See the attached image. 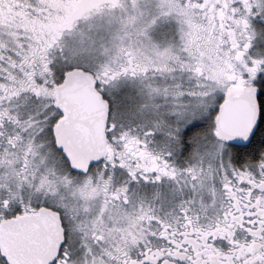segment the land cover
Segmentation results:
<instances>
[{
  "label": "snow or ice",
  "instance_id": "1",
  "mask_svg": "<svg viewBox=\"0 0 264 264\" xmlns=\"http://www.w3.org/2000/svg\"><path fill=\"white\" fill-rule=\"evenodd\" d=\"M25 6L38 14L43 21L40 26L0 20V129L6 122L19 129L15 135L0 130V137H5L0 140V181H3L0 218L21 213L40 227V217L50 213L59 223L60 234L55 255L47 264H114L105 259V254L115 256V264L121 261L122 264H167L166 254L161 250L150 248L148 255L140 254L135 259L131 256V245L138 244L139 238L145 239L146 246L151 242L144 233L129 239L140 232L138 225L146 210L143 205L136 210L128 182L153 169L157 172L152 177L154 180L162 175L175 177L177 169L167 160L158 163L160 157L140 147L146 140L142 141L130 128L121 126L117 131L114 121L110 131L106 127L104 147L87 150L86 133L76 127L77 117L67 96L74 81L87 80L106 99L102 86L130 72L141 77L142 91L147 90L149 101L162 96L167 113L174 117V120L154 119L144 135L161 129L185 149L196 145L199 164L186 169L193 179L208 175L203 168L206 155L219 156L216 171L225 169L221 179L229 200L221 204L223 215L217 213V219L208 229L214 234H227L239 247L230 250L228 257L221 255L216 259L202 255L200 249L191 256L185 252L188 264H235L230 256L246 254L245 244L253 257L242 264H252L257 259L258 264H264V252L257 253L254 247L257 237L264 247V90H258L259 116L246 134L228 138L219 134L221 115L238 95L236 79L229 74V62L243 55L242 48L250 47L248 42L241 46L235 29L227 24L230 0H131L130 3L95 0L87 7L101 18L106 17L109 26L118 25L112 31L111 42L101 46L107 60L95 69L83 59V53L89 50L84 37L88 36L91 44L96 43L90 31L78 30L74 23L50 26L53 14L58 11L54 0H30ZM117 8L121 10L119 14ZM244 8L251 12L253 4L244 0ZM255 8L264 15V0H255ZM230 10L233 14L230 18L239 25L234 14L240 9ZM92 16L93 12L89 11L86 18ZM172 19L177 22L179 38L162 47L152 30L161 20ZM21 27L23 32L19 31ZM99 27L89 20V30ZM249 27L245 20L241 38ZM77 31L78 42L65 38L66 33L75 36ZM9 51L15 56L9 55ZM150 69L165 75L164 82L152 80ZM147 107L149 104L145 103L141 110ZM151 107L159 109L160 105L152 103ZM258 131L257 145L254 138ZM226 153L229 162L239 163V168L233 166L230 173L225 165ZM118 165L128 172L119 184ZM208 168L211 170V163ZM144 179L149 177L144 175ZM238 180L245 181L247 186H238ZM117 200L122 203L117 204ZM128 205H132L131 211ZM245 208L254 209L249 214L256 219L248 229L252 242L241 244L232 237L235 225L243 220ZM185 222L192 224V230L208 235V230L196 227L198 218L186 217ZM0 259L8 264L6 258Z\"/></svg>",
  "mask_w": 264,
  "mask_h": 264
},
{
  "label": "flooded vegetation",
  "instance_id": "2",
  "mask_svg": "<svg viewBox=\"0 0 264 264\" xmlns=\"http://www.w3.org/2000/svg\"><path fill=\"white\" fill-rule=\"evenodd\" d=\"M79 0H54L55 7L58 9L53 15L54 20L50 22V26H55L56 23H74L76 28L81 29V25H86V29H88L89 23H83L86 19H92L95 15L99 14L94 12L93 9L89 10L93 12V16L91 18H86L87 13L89 11L84 12L81 17L71 20V10L75 8L76 3ZM30 0H3V4L0 5V20L6 21L10 24H24L28 26L36 25L40 26L43 23L39 19L37 13H35L32 9L26 7V3H29ZM130 3L131 0H128ZM143 2V0H142ZM231 6L235 7L236 2H231ZM238 8V7H237ZM120 9L117 8L116 12L119 14ZM259 9H256L253 5V11L248 12L249 19H243L239 26L244 28V21L247 20L248 24H252V27L257 29V25L260 23L261 19H259ZM226 14L229 16L227 20V24L230 25L235 30L237 29L235 22L230 17L233 15L231 10H227ZM240 14V12H236L235 17ZM262 16V15H261ZM217 18L221 19L219 10H217ZM261 18V17H260ZM176 22V21H175ZM163 24H172V20H165V22L160 21L159 25ZM241 24H243L241 26ZM156 25V26H157ZM155 26V27H156ZM118 27V25H112V28ZM154 27V28H155ZM251 26V28L253 30ZM243 30V29H242ZM241 30V31H242ZM258 30V29H257ZM19 31L23 32L24 29L21 27ZM256 31V30H255ZM77 31L75 36L65 35L66 39L69 40H77ZM153 33V30H152ZM111 35H109V41L111 42ZM257 35V32H256ZM237 36V32H236ZM255 36V35H254ZM154 37V36H153ZM155 38V37H154ZM238 38V42L243 46L245 37L242 39ZM21 39H26L24 36H21ZM156 39V38H155ZM175 39L174 35L170 36V42H173ZM159 43L158 39H156ZM102 42V43H101ZM106 43L104 41L97 42V45L89 49L88 58H92V62L98 64V62H103L107 60V57L103 54L101 46ZM250 47L247 49H243V57L248 61H250L251 66L255 61H258V53L255 38L249 40L248 42ZM9 55L15 56V53L9 51ZM122 60H126V57L122 56ZM151 69L149 70V73ZM152 72H157L153 69ZM262 68L258 70L256 74H254L252 80L247 81L243 79L240 81L237 87L238 94L242 91V89L248 85H256L259 90H264V75L262 74ZM152 75V74H151ZM120 79L123 82L129 83L133 82L135 84H139L142 88V83L138 80L141 77L133 76L130 72L127 75L121 74ZM153 78V75L151 76ZM246 78L245 75L241 77ZM116 81V80H115ZM139 82V83H136ZM114 83V82H113ZM116 83V82H115ZM114 83V84H115ZM107 84V83H105ZM112 84V83H111ZM112 84V86L114 85ZM143 96H147V92L145 90L141 91ZM145 98V97H143ZM148 98V97H146ZM105 99V98H104ZM108 102V110L106 114V119L108 121L107 125L104 124V137L105 143L107 142V137L105 136L106 127L110 131L113 121L116 123L117 127L123 126L124 128H130L133 133L139 135V138L144 141L146 140V144H141V148H146L148 152L152 153L160 157L157 162L163 164L164 160L170 162V166H174L177 169V175L175 177H171L169 175H162V178L159 180L152 179L153 176L157 175L155 169L145 172L143 175H139L137 178L129 181V192L132 196V200L135 203V208L138 211L143 205V208L146 210V215L140 220V224L138 227L140 228V232L134 233L132 237H130V241L137 237H140L141 233L146 234V238L151 243L146 246L145 239L139 238L138 244L131 245V256L133 259L137 258L140 254L148 255L149 249L151 248L153 251L161 250L166 254L167 264H188V257L183 255L185 252L188 253L189 256L193 255V253L197 250H201V254L208 257L209 259H216L221 255L228 257L230 250L236 249L239 246L232 243V240L227 236V234L220 235L214 234L211 230L208 229V226L215 222L217 219V213L221 216L223 215V207L221 204H227L229 197L227 195V190L224 188V182L221 177L224 175L225 169L220 168L219 171H216L219 165V156H216L211 164L212 168L209 170L208 166L206 167L203 163V168L208 171V175L203 177H198L201 182L207 181V184L212 186V189L208 193L204 190L205 187H201L197 189L195 186V180L193 179L191 174L186 171V169L193 165V163H199L200 155L195 154V146L185 149L181 146V144H177L176 147H173V143L170 138H163L162 140H158L157 137V129L155 132L150 133L145 136V128L150 125H144V123L140 119H129L125 118L124 120L117 121L113 115V106L110 100L106 97ZM258 108L260 96L257 94L256 96ZM157 102V103H156ZM155 104H159L161 106L160 101H156ZM143 104L148 103L149 107H147V111L150 108V101L145 99L142 102ZM124 118V117H122ZM81 119V117H80ZM13 124L11 122H6L3 129L7 133L10 131ZM119 128V127H118ZM118 129L117 131H119ZM141 134V135H140ZM167 135V134H166ZM5 137H0V140H4ZM203 151V150H202ZM245 154L248 153L247 149H242ZM171 153V154H169ZM208 156V155H206ZM205 157V156H204ZM225 165L227 167L228 172H231L233 166L239 168V163L236 161L229 162V158L227 153L224 156ZM135 163V161H132ZM143 171V170H141ZM144 175L149 177L148 180L144 179ZM128 176V172L125 168H121L119 165L117 166L116 172V182L119 184L123 182L125 178ZM238 186L246 187L247 183L245 181H237ZM197 190V191H196ZM215 192V195H214ZM5 197H7V193H5ZM213 200H215V204H213ZM5 203H7V199H5ZM117 204L122 203L117 200ZM128 209L132 210V205H128ZM250 211H254V209L249 210L247 208L244 209V216L241 224H237L234 227V236L232 239L239 240L241 244H245V242H252L253 236L252 233L248 231L249 228L252 227L251 221L256 219L255 216L250 215ZM238 214V213H237ZM23 216L21 213H17L15 216L0 218V225L7 221L8 219H14L16 217ZM190 220H196L198 218V222L196 224L197 228H203L204 230H208V235H205L204 231L192 230V224H186L185 218ZM45 221H49V219H45ZM123 223V222H122ZM258 223V222H257ZM111 226V225H110ZM167 226V227H165ZM119 227V225H118ZM167 234H164V233ZM187 233V235H186ZM119 235H122L119 234ZM59 239L57 238L54 244L51 246L50 244L34 246L30 247L29 253L34 256H39L42 260L38 264H47V261L51 259L53 256L56 247L58 245ZM178 241H183V243H178ZM101 243H104L103 241ZM261 240L259 237L256 239V243L254 247L256 248L257 253L264 252V247H261ZM196 245V248L193 247ZM105 246H108L105 244ZM36 247V248H33ZM248 244H245V253L230 256V259L235 261V264H242L245 260H252L253 252L247 251ZM96 249L100 250V245H96ZM169 249L172 251L169 252ZM178 253V254H175ZM0 258H5L0 249ZM105 259H110L116 262V257H108L105 254ZM0 264H3V260L0 259ZM122 264V261L120 262ZM252 264H258V259L253 261Z\"/></svg>",
  "mask_w": 264,
  "mask_h": 264
},
{
  "label": "water",
  "instance_id": "3",
  "mask_svg": "<svg viewBox=\"0 0 264 264\" xmlns=\"http://www.w3.org/2000/svg\"><path fill=\"white\" fill-rule=\"evenodd\" d=\"M94 2L95 0H79L75 8L71 10L70 19H77L84 12L91 10L87 6ZM258 90L256 85H248L230 103L221 115L220 135L228 138L233 135L246 134L250 130L259 116L256 100ZM67 96L73 113L77 117L76 127L86 133V149L103 148L105 145L104 124L108 110L107 100L101 98L87 80L74 81L67 90ZM40 223L41 226L36 227L34 220L23 215L8 219L0 225V249L8 264H38L42 258L31 255L30 247L46 244L52 246L55 240L59 239V223L50 213L41 216Z\"/></svg>",
  "mask_w": 264,
  "mask_h": 264
},
{
  "label": "rangeland",
  "instance_id": "4",
  "mask_svg": "<svg viewBox=\"0 0 264 264\" xmlns=\"http://www.w3.org/2000/svg\"><path fill=\"white\" fill-rule=\"evenodd\" d=\"M236 2L235 7L240 9V14H238L236 16V18L241 22L243 19H249L248 17V12L249 10L244 8V0H230L231 2ZM249 3H252L255 6V0H249ZM233 7L230 5V8ZM229 8V10H230ZM259 12V11H258ZM259 19H261L260 23L257 25V29L254 27H252V24H250V26L253 28V30L251 28L248 29V33H246L244 35L245 40L244 42H249L248 40V35L251 36V39L255 38L256 44L258 45L257 48V53H258V61H255L253 63V65L251 66L250 61L247 60V58L245 59L243 56H241L239 59H233L232 61L229 62V74L231 76H234L236 79V85L235 87L237 88L238 84L240 81H242L243 79H246L247 81L252 80L254 74H256L258 72V70L260 69V67L262 68L263 71V75H264V15L261 16L260 12H259ZM106 17L105 18H101L100 14L95 15L91 20L92 22H94L97 25H100L99 28H93L91 30L86 29V25H81V29L85 30L86 32L90 31L91 35L95 38L96 43L93 45L90 43V41L88 40V36L84 37L85 40V45L88 49H95L94 47L97 45V42L100 41H104L106 40L107 43H110L109 41V35L112 34V31L115 30L116 27L112 28V25L109 26L106 23ZM90 20V19H89ZM89 20L86 19L84 20L85 22L83 23H89ZM163 22H165V20H161ZM235 22V21H234ZM237 29L235 30L237 32V36L239 37V39H241V30L243 29L242 27H240L239 25H237L235 23ZM243 24H241L242 26ZM176 28H177V22H175L174 19H172V24H163V25H157L154 29H153V33L152 35L158 39L159 41H161V46H165L167 45L170 41V36L174 35L175 39L174 40H178V33L176 32ZM256 30V31H255ZM257 32V35H256ZM255 35V36H254ZM78 39L76 40L77 42L79 41V33L77 34ZM243 37V38H244ZM242 38V39H243ZM250 39V40H251ZM173 40V41H174ZM89 51V50H88ZM88 51H85L83 53V59L88 60L91 67L93 69H95L96 67H98V65L101 62H98V64L94 63V61L92 62V58H88ZM153 69H151V72L149 73V77L151 78V74ZM157 71V70H156ZM177 71H179L177 69ZM245 75L246 78H242L241 77ZM170 78V77H169ZM152 80H154L157 83H163L165 80V75H161V73L159 71L155 72V75L153 76V78H151ZM141 83V79L138 80ZM116 82V83H115ZM136 82V83H139ZM115 83V84H114ZM114 84L112 86V84H104L103 87V91L107 94V98L110 100L112 106H113V115L115 117V120L117 121H121L124 120L125 118H129V119H140L144 125H150L152 123V121L154 119H159V118H164L167 120H174V117L170 116L167 111H166V105L164 104V98L162 96L160 97H156L154 101H150V108L147 111V108H144L143 110H141V106L144 105L142 102L143 100L147 99L149 100V98H146L148 96H143L142 88L140 87L139 84H135L133 82H123L122 79L118 78L116 81H114ZM145 91L147 92V90L145 89ZM145 97V98H143ZM156 101H160L161 102V106L159 109H153L151 107L152 103H155ZM157 103V102H156ZM124 117V118H122ZM126 120V119H125ZM11 129L10 131H8V134L11 135H15L16 131H19V129L15 128V125L13 124V127L10 126ZM119 127V128H118ZM117 127V130L120 129V126ZM157 137L159 138L158 140H162L163 138H167L166 132L159 129L157 130ZM22 135L27 136V133H22ZM141 135V134H140ZM169 138V137H168ZM209 141H211V137L208 138ZM173 143V147H176L178 143H176L175 141H172ZM6 146V144H5ZM195 146V154H198L197 151V146ZM2 147V146H0ZM204 150V144L203 142H201L200 147H199V151L202 153ZM211 150V149H210ZM215 157H213L212 155H208L204 157V165L207 167L209 166V163H213ZM199 163H193V165H198ZM202 180H199L198 178L195 180V185L198 184L197 186H195L197 189L201 188V187H205L204 190L206 191V193H208L210 191V189H212V186H210V184H207V181L205 180L204 183L201 182ZM0 183H3V181H0ZM16 190V189H14ZM197 191V190H196Z\"/></svg>",
  "mask_w": 264,
  "mask_h": 264
},
{
  "label": "trees",
  "instance_id": "5",
  "mask_svg": "<svg viewBox=\"0 0 264 264\" xmlns=\"http://www.w3.org/2000/svg\"><path fill=\"white\" fill-rule=\"evenodd\" d=\"M259 140H260V132L258 131L256 137L254 138V142L258 145L259 144Z\"/></svg>",
  "mask_w": 264,
  "mask_h": 264
},
{
  "label": "bare ground",
  "instance_id": "6",
  "mask_svg": "<svg viewBox=\"0 0 264 264\" xmlns=\"http://www.w3.org/2000/svg\"><path fill=\"white\" fill-rule=\"evenodd\" d=\"M102 43V42H101Z\"/></svg>",
  "mask_w": 264,
  "mask_h": 264
}]
</instances>
